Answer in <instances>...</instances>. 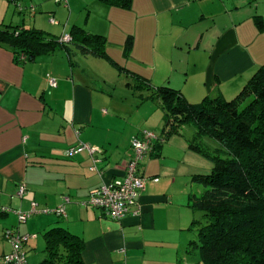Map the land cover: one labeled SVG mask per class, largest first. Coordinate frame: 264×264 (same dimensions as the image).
<instances>
[{"label":"crops","instance_id":"1","mask_svg":"<svg viewBox=\"0 0 264 264\" xmlns=\"http://www.w3.org/2000/svg\"><path fill=\"white\" fill-rule=\"evenodd\" d=\"M18 1L29 21L12 25L57 38L78 36L81 28L105 36L107 53L123 69L105 58H70L62 48L19 64L0 46V208L8 212L0 215V264L13 249L7 230L29 235L27 264H41L45 234L55 227L83 240L85 264H195L185 255L197 216L189 196L201 190L192 178L212 166L191 147L189 127L159 141L140 165L149 180L140 215L117 221L83 204L103 184L124 177L134 137L163 135L161 104L132 89L133 73L154 87L180 91L191 103L233 99L264 65V0H132L129 7L123 0H68L67 7ZM82 144L97 150L68 154ZM33 203L52 213L20 223L18 213ZM61 207L65 217L54 212Z\"/></svg>","mask_w":264,"mask_h":264},{"label":"trees","instance_id":"2","mask_svg":"<svg viewBox=\"0 0 264 264\" xmlns=\"http://www.w3.org/2000/svg\"><path fill=\"white\" fill-rule=\"evenodd\" d=\"M131 1L123 0L121 5L129 7ZM77 32L71 42L62 43L61 37L43 30L2 23L0 46L10 48L19 64L34 62L62 48L70 58H105L123 69L107 53L105 36L82 28ZM132 44L129 40L126 51ZM132 77V89L147 92L145 98L159 101L163 110V135L157 136L150 155L157 152L159 141L191 126L195 128L191 147L212 166L209 173L192 178V183L204 190L196 189L189 196L188 206L197 216L190 228L193 235L186 262L199 256L195 264H264V65L233 99L208 96L200 103L189 102L173 88L154 87L138 74ZM141 136L142 132L136 138ZM209 142L215 144L214 149ZM7 213L0 208L1 216ZM45 239L41 264H85L83 240L66 228L49 230Z\"/></svg>","mask_w":264,"mask_h":264},{"label":"built area","instance_id":"3","mask_svg":"<svg viewBox=\"0 0 264 264\" xmlns=\"http://www.w3.org/2000/svg\"><path fill=\"white\" fill-rule=\"evenodd\" d=\"M53 1L63 4L66 7L68 6V0ZM51 22L56 24L54 19H52ZM71 40L72 39L69 35H64L60 39L62 43H69ZM48 81L53 87L57 86L56 79L51 75L48 76ZM157 140V135L150 131H143L140 138L135 137L132 140L133 155L126 163L124 177L120 180H114L103 184L90 195L88 201L83 205L100 209L105 213L106 217L117 221H120L127 216L140 215V193L145 189L149 180L139 174V168L143 161H145V159L153 152V144ZM82 149H88L92 153L97 150L96 148L82 144L75 149L69 150L68 154H73V152ZM157 181L158 179L154 180V182ZM25 191L26 186L21 185L19 187L18 195L23 196ZM40 212L44 214L52 213L49 210L40 211L37 208L36 203H33L29 212L18 213L19 221L20 223H26L29 218ZM54 212L60 217L66 216V210L63 207ZM5 237L12 245L13 251L5 257L4 264H27V254L24 251V244H26L31 237L29 235H21L15 229L7 230Z\"/></svg>","mask_w":264,"mask_h":264},{"label":"rangeland","instance_id":"4","mask_svg":"<svg viewBox=\"0 0 264 264\" xmlns=\"http://www.w3.org/2000/svg\"><path fill=\"white\" fill-rule=\"evenodd\" d=\"M20 4L23 6V4L20 1H18V0H15V1L0 0V24L3 23V24H9L10 25V24H12L11 22L18 23L20 21V19H23V17H25V16L22 17V15L19 13V12H21L20 11V7H21ZM23 8L26 9L27 7L25 8L23 6ZM34 10H35V8H34ZM28 11H29V8H28ZM26 18H27V16L25 17V19ZM26 21L27 22L29 21L28 18L26 19ZM188 129L194 130L195 128L189 126ZM194 132H195V130H194ZM187 134L191 135L193 133L190 132V133H186L185 135H187ZM211 143H213V142H211ZM211 143L209 144V146L212 149H214L215 148V146H214L215 144H211ZM198 187H200V189H201L200 192L201 191L203 192L204 189L201 188V186H198ZM195 191H197V190H195ZM197 259H199V256H197V258L193 262L196 263Z\"/></svg>","mask_w":264,"mask_h":264}]
</instances>
